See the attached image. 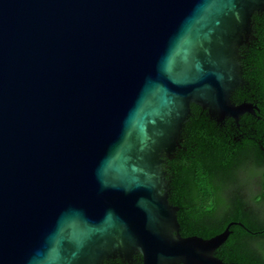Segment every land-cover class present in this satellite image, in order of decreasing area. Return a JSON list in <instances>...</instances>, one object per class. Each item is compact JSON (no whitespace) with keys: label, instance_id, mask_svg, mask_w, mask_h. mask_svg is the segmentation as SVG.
I'll return each instance as SVG.
<instances>
[{"label":"water","instance_id":"1","mask_svg":"<svg viewBox=\"0 0 264 264\" xmlns=\"http://www.w3.org/2000/svg\"><path fill=\"white\" fill-rule=\"evenodd\" d=\"M264 0H0V264H240L180 235L162 169L231 95Z\"/></svg>","mask_w":264,"mask_h":264},{"label":"trees","instance_id":"2","mask_svg":"<svg viewBox=\"0 0 264 264\" xmlns=\"http://www.w3.org/2000/svg\"><path fill=\"white\" fill-rule=\"evenodd\" d=\"M251 21L252 39L240 48L238 62L264 116V11ZM179 145L171 159L164 158L162 169L169 180L168 200L179 208L180 235L208 239L239 222L243 227L229 228L215 256L225 263L264 264V180L250 204L240 194L242 185L264 176V122L243 115L238 126L232 119L217 125L192 104ZM103 264L124 263L109 259Z\"/></svg>","mask_w":264,"mask_h":264},{"label":"flooded vegetation","instance_id":"3","mask_svg":"<svg viewBox=\"0 0 264 264\" xmlns=\"http://www.w3.org/2000/svg\"><path fill=\"white\" fill-rule=\"evenodd\" d=\"M240 48H239V50H240ZM243 73H244V71H243L242 67L240 66V76L243 79V81L245 82V85L243 87H239V88L235 89L231 95V99L235 104H238L241 102L251 103L255 108V112L253 115H250V116L253 118L256 116L258 119H261L264 122V116H262L261 111H259V109L256 107V104L258 103V101L254 97V95L250 94V92H251L250 82L245 79V76L244 77L242 76ZM257 114H259V115L257 116ZM244 115L249 116L248 114H244ZM263 180H264V176L263 177L257 176V177H254L253 179H251L252 183H254V185L258 186V190H257L259 192L258 194L261 193ZM240 194L243 196L244 201L246 203L250 204V201H251L250 198L251 197L249 196V193L247 191L246 186H244V185L241 186ZM137 256L138 255L134 256L135 264L139 263V258H137Z\"/></svg>","mask_w":264,"mask_h":264},{"label":"rangeland","instance_id":"4","mask_svg":"<svg viewBox=\"0 0 264 264\" xmlns=\"http://www.w3.org/2000/svg\"><path fill=\"white\" fill-rule=\"evenodd\" d=\"M245 178V176L241 175L240 176V179H243ZM247 188V191L249 193V196L251 197L250 199L252 198H255L257 197L259 194V192L257 191L258 190V186L254 185V183H252V181L250 180V182L248 183V186H246Z\"/></svg>","mask_w":264,"mask_h":264}]
</instances>
